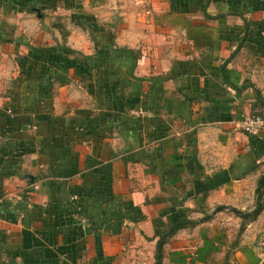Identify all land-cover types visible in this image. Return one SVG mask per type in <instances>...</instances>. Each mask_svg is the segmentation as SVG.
<instances>
[{
  "label": "crops",
  "instance_id": "1",
  "mask_svg": "<svg viewBox=\"0 0 264 264\" xmlns=\"http://www.w3.org/2000/svg\"><path fill=\"white\" fill-rule=\"evenodd\" d=\"M0 37V264L262 262L264 0H0Z\"/></svg>",
  "mask_w": 264,
  "mask_h": 264
},
{
  "label": "built area",
  "instance_id": "2",
  "mask_svg": "<svg viewBox=\"0 0 264 264\" xmlns=\"http://www.w3.org/2000/svg\"><path fill=\"white\" fill-rule=\"evenodd\" d=\"M236 127L251 135H260L264 132V114L247 113L235 121Z\"/></svg>",
  "mask_w": 264,
  "mask_h": 264
},
{
  "label": "trees",
  "instance_id": "3",
  "mask_svg": "<svg viewBox=\"0 0 264 264\" xmlns=\"http://www.w3.org/2000/svg\"><path fill=\"white\" fill-rule=\"evenodd\" d=\"M0 40H3V38L0 37ZM67 52L68 53H74L75 51L69 48L67 50ZM132 54H133V52H132ZM194 223L195 222L189 221L188 219H181L178 222H176L173 227H175V229H179V228H182V227L190 225V224L193 225Z\"/></svg>",
  "mask_w": 264,
  "mask_h": 264
},
{
  "label": "water",
  "instance_id": "4",
  "mask_svg": "<svg viewBox=\"0 0 264 264\" xmlns=\"http://www.w3.org/2000/svg\"><path fill=\"white\" fill-rule=\"evenodd\" d=\"M261 208H262V205L259 206V208L256 210V213H259ZM236 212H238L239 214L243 215L244 217H248V214H243L241 211L236 210ZM260 264H264V259L262 260V262Z\"/></svg>",
  "mask_w": 264,
  "mask_h": 264
}]
</instances>
